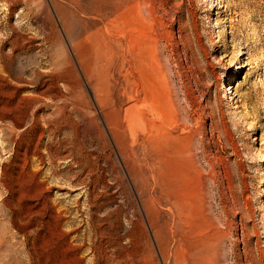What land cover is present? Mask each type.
<instances>
[{
	"label": "rangeland",
	"instance_id": "374dc122",
	"mask_svg": "<svg viewBox=\"0 0 264 264\" xmlns=\"http://www.w3.org/2000/svg\"><path fill=\"white\" fill-rule=\"evenodd\" d=\"M147 119L186 218L178 256L151 236L153 261L143 263L144 211L126 188L140 182L122 156L139 153L128 130ZM65 145L98 161L95 180L72 174ZM18 171L49 200L44 219L73 231L53 233L67 264L115 263L74 240L89 228L102 231L106 255L136 256L119 264H264V0H0V264H43L32 248L46 233L21 215Z\"/></svg>",
	"mask_w": 264,
	"mask_h": 264
},
{
	"label": "bare ground",
	"instance_id": "6f19581e",
	"mask_svg": "<svg viewBox=\"0 0 264 264\" xmlns=\"http://www.w3.org/2000/svg\"><path fill=\"white\" fill-rule=\"evenodd\" d=\"M107 41H108V44H109L110 48L113 51L117 52L118 50H117V46H116L114 40L109 37ZM229 90H231V88H229V89L226 88V87L224 88V91L225 92H227ZM230 94H231V92H230ZM230 94H226V96L228 97ZM15 125H17V123ZM130 130L131 129L128 130V132H129V138L131 139V141L134 140L135 137L137 138V140H138V146H139V149H138L139 150V153L138 154H133L132 156H130L129 154L124 155V156L120 155V156H122L123 162L126 163L127 166L129 165L128 163H131L128 166V168H129V173H130V176H131L132 180L133 181L138 180L140 182V186L139 187H136L135 186V190H132L131 189V187L126 183L127 181L125 183H126V188L128 189L129 195H130V197H131V199L133 201V204L136 205V203L139 202L142 205V208H143L142 210L144 211L143 212L144 215L139 214V216H137V218L135 220V224L140 228V232L142 233V238H141V241H140V245L139 246L142 245V247H145L146 250H148V254H144V253L141 252V254L138 255L137 259H140L143 263L145 261H147V260H148V263H149V261L150 262L153 261V255L151 254V247H150V243H149L151 236L155 239L156 244H157V247L160 249L162 255H164V252L165 251L166 252L168 251V254L170 253V254H172V256L174 258H176L178 256V253H179V250H180V246H181V241H182L181 238L178 235V229H179V226L185 222L186 213L183 211L182 204L181 203L179 204L177 202V197H174L173 198L172 195H171V193H172V191L174 190L175 187H174V185H171V183H169V176L167 174H164L162 171H160L157 168V166H156V163H155V154H154V152H155V125H154V123H153V121L151 119H147V120H144V122H142V124L140 125V128L138 130H136V132L133 130V132L135 133V135L132 134ZM120 131L121 130H120V128L118 126H114L113 128L110 129V137L112 139V142L115 143L114 145L117 146V149L121 153V151L119 149V141L117 139L118 138V134H119ZM38 141H39V139H38ZM65 142H66V140H65ZM18 143L20 144V142H18ZM36 145H37V142H36ZM62 145H63V143H62ZM116 146H114V147L116 148ZM55 147H57V146H55ZM55 147H54V149H55ZM60 147H62V146H60ZM60 150H61V148H59V152H60ZM24 151H23V153H24ZM55 152H57V151L55 150V151H52L51 152L50 155L52 156V158H55V156H54V155H56ZM32 153H34V152H32ZM61 153H62V151H61ZM98 156H99V154H98ZM58 157H60V156L58 155ZM105 157L112 158L113 161H111V162H114V164H117L116 166H119L120 167V165L118 164V161H117L118 160L117 159L118 157L114 155L113 151H110L109 154L106 155ZM27 158H26V156H25V158L23 156L21 161L23 163H25V162H27L26 161ZM65 158L72 161L71 163L67 164V168H73V167H76L77 168L76 171H74V173H72V174H75V176H76L77 173H79V172H81L83 170L86 171V176H85L86 178H90L91 176L97 174L98 161L97 160L96 161H90V154L89 153H85V152L82 153V150H81L80 147L78 148L76 146H69V148L65 151L64 159ZM99 158L100 157H98V159ZM102 158H104V157H102ZM122 166H124V164ZM131 168H134L135 170L132 171ZM30 170H32V169H30ZM20 172L19 171L16 172V174H17V176H16V183H15L16 188L14 189V192L17 193L18 198L20 200H21V198L26 197L27 198L26 200L28 201L26 204L20 205L21 207L19 209L22 210L21 211V215H22V217L24 219L27 217L30 220V226L31 227H34V229H35L36 232H38L40 230H43L46 233V235L44 234L45 236H43V239L41 240L40 245H36L37 247L36 246H33L32 249H35L34 251H36V249H38V248L43 249L41 251V253H39V258H41L43 260L42 261L43 264H67V263H69L70 262V257L69 256L55 254V251L58 250V246L57 245L59 243L57 244L56 239L53 238V233H54V229L59 228L60 230H62L64 232L65 237H69L70 232H73V231L72 230H67L66 231V230H64L65 228L62 229V227H61L62 224L57 219L50 221L51 216H48V219H46V218L44 219V217H43L44 214L42 213V208L46 204V201L48 202L49 200H47V198L46 199L44 198L43 201L42 200L41 201L39 200L42 193H40V191H38L36 189L37 187L36 188H33L34 186H32L33 189L32 190L30 189V192H28L29 190L27 191V188H26L27 186H25V185L26 184L28 185L29 182L31 184V181L29 180L28 183H27L26 181L29 178L25 179L26 177L25 178L24 177H21L20 176ZM35 172L38 173L39 171L38 170H35ZM123 176L126 177L125 174ZM31 177H35V175L34 176H31ZM85 177H84V179H85ZM91 178L94 179V176L91 177ZM43 182L45 183V181H43ZM40 183H41V181H40ZM36 185H38V184H36ZM39 185L41 186V184H39ZM43 185H45V184H43ZM45 186H47V185H45ZM51 186L52 185H50V187ZM46 188H48V187H46ZM46 188H44V189H46ZM38 189H40V188H38ZM124 189H125V187H124ZM47 190L48 189H46V191ZM46 191H44V192H46ZM87 193L90 195L91 199H93V198L96 197L95 196L94 187H92L90 189V191H87ZM46 196L47 195H45L44 197H46ZM31 202H34V204L31 203ZM160 204H163V206H161ZM54 207H55L54 205L51 206V208L53 209L52 211H54V213L57 214V211H56V209ZM15 209H17V208H15ZM138 210H139V208H138ZM160 218H162V221H161L160 224H158V220ZM77 224H79V223H77ZM147 228L149 229L150 233L148 232ZM162 230L165 233L164 236L161 235V231ZM87 231H88V233H86V229H85V231L81 235L79 234L80 236H74V240H76V239L81 240V246H83L85 244V240H87V242H89L90 251H91V253H92L93 256H95V257L96 256H98V257L104 256L107 259H109V261L112 260L113 262L115 261V263L118 262L117 264L122 263V262H127V261H129L131 259H133V260L135 259L136 260V258H135L136 256L133 257L131 255L130 256L128 255L127 257H124L122 259L116 258L117 256L116 257H113L114 254L112 255L111 253H110L111 254L110 256L109 255H106L105 254L106 251L103 248V244H102V237H103L102 236V233H101L102 231L101 232H98L94 228H89ZM93 236H95V238H97V237L98 238L95 240V238ZM72 240L73 239H69L68 240L69 241L68 243H71ZM169 240H171L174 244H173V247H170V248L167 249ZM32 244H34V243H32ZM134 244H133V246H134ZM137 244H139V243H137ZM133 246L131 248H133ZM59 247H60L61 251H63V249L61 248L60 245H59ZM139 250H141V248ZM187 255H189V254H187ZM103 264H105V263H103Z\"/></svg>",
	"mask_w": 264,
	"mask_h": 264
}]
</instances>
